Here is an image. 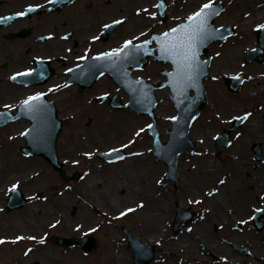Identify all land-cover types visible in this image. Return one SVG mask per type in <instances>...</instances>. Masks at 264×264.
Segmentation results:
<instances>
[{
    "label": "rangeland",
    "instance_id": "obj_1",
    "mask_svg": "<svg viewBox=\"0 0 264 264\" xmlns=\"http://www.w3.org/2000/svg\"><path fill=\"white\" fill-rule=\"evenodd\" d=\"M207 0H177L176 7L171 8V11L169 12V20L165 25H162L158 20H151L149 21L150 26L154 30H158L162 26H168L169 24H174L180 19L179 17H186L191 11L195 10L197 8V5L199 3L205 2ZM225 3H228L229 5H232L234 9H236V15L231 16L229 15V9L232 7H229L227 11H225L219 18H217L216 22L219 25H226L228 23H236L234 24L236 26V33L237 36L231 40H234L233 44L230 41L227 43H223V45H220V43H216L219 45H215L211 47V50L215 55V59L213 61V66L216 63H220L222 66L218 68V71L222 72L218 75L212 74L211 77L215 76L217 79L213 80L211 77L208 81H206V87H207V100L208 104L205 106V108L201 111V114L199 118L196 120L194 125H198L200 121H204L206 125L207 134H209L208 138L205 139V141H200L198 138H196L194 135L190 132L191 139L196 143V151L193 154L186 155L183 157H180L179 161V171H180V181L179 184L175 187L171 185L169 182H167L164 179V173L162 174L161 167L164 168V172L166 171L165 165L162 164L160 161L155 160L151 153L148 154V164H145V171L149 173L150 179L154 183L158 184L160 191L157 193L155 192V195H159L164 192H169V195L171 193H180L182 200L178 203L169 200V198H165L166 206H170L165 212L168 217H165L163 219V227H162V235L166 238H164L168 244L170 245V248L172 250L174 244H178L176 240H178V236L180 234L184 235L190 228L191 231H195V225L197 220L200 218L201 213L206 208L205 200L208 198V195H206L207 192H209L211 189L219 188V185H214L211 182V177L205 174L204 177H202L203 183H195L192 182L191 172L194 171L197 168L198 160L201 157L202 153L205 151L204 148L210 149L212 151V155L216 158V161L219 165V173L224 176L228 177L230 176V169L226 167L228 164L229 156H228V147L221 153L217 154L216 148H215V141L214 137L222 132L224 128L228 125V119L232 117V115L241 114L245 111H259V103L262 99H264V93H261V91L264 90L263 87H260L259 84H256V88L258 91L253 92L251 90V82L246 83L243 85L241 90L237 94H233L228 91L227 87L224 85L222 76L225 71L223 70H229L232 69L236 71H241L244 75H251L252 71L251 65L256 64L254 66H259L257 69H260L264 73V65L261 66L258 63H246L244 62V57H240V46L237 47V42L241 41L244 44L249 43L254 39V31L253 28L255 25L251 24L250 26L244 23H240L235 19V16L240 20L245 16V13H251V8L254 10V7L261 6L264 4V0H224ZM141 5L142 3H138V5ZM183 8V9H182ZM133 8L130 7L127 9H124L123 12L127 13L126 11L131 12ZM259 20V19H258ZM246 22H249L246 20ZM243 28H246L243 30ZM249 32V36L246 37L247 33ZM244 35V36H243ZM243 36V37H242ZM237 49V64L232 66H224L223 64V58L225 53L228 52L229 49L233 48ZM246 51V50H245ZM244 51V53H245ZM219 53V55H217ZM239 53V54H238ZM253 66V65H252ZM163 68L162 65L157 64L153 61H150L148 66L145 68V71L143 72H137L136 75L141 74L150 80L160 81L162 80L161 77V69ZM243 68L245 70L243 71ZM248 68L247 72L246 69ZM211 71H213V68H211ZM235 71V72H236ZM261 76V74H260ZM224 77V76H223ZM263 78V77H260ZM108 81L103 85H97L93 87L91 90L87 91L88 93L80 94L77 93L78 96H68L67 98H60V101L58 100L59 104V112L61 117H66V115H71L70 118H72L71 121L65 120V126L63 128V133L61 132L59 139H58V149H59V157L62 160H66V169H70V174L74 172H78L79 174H82L84 176L85 172L87 170L93 171L91 167L95 165L96 168H94L97 171L98 174V180H102V186L105 187L107 183V180L109 179L111 167L109 168L106 166V164H101L97 157L93 155L91 159L88 157L83 156V152H85L88 149H84L82 151L81 149L74 147V143H76L78 138L74 137L73 132L76 131L78 128L80 129V132L83 133V136H87L89 138L93 137V135H96L97 137L101 138L99 139L101 141L102 147L112 146V145H118L121 142L126 141L129 137H131L133 130L136 126L143 127L145 121H149L148 117H142L141 115L138 116V120L136 124L132 125L128 131V133L123 136L119 132H117V129L121 128L120 122L117 121L118 117H120V113L126 112V113H134L129 108L126 109H120V110H113L108 104L105 105V103H99L97 102L95 95L108 92L111 88L114 89V93H119L125 100L127 99V96L123 91H119L118 88L115 86L113 82L110 81V79H107ZM264 82V80H261ZM168 91V89L166 90ZM264 92V91H263ZM169 94V91H168ZM81 95H86L85 97H81ZM169 97V96H168ZM169 101V98H168ZM104 104V105H102ZM164 104V98L160 97V106ZM107 106V107H105ZM85 108H89V111L84 110ZM104 109L107 114V124L104 126V121L98 122V116L100 115V110ZM220 113V116L217 117V113ZM74 113V114H72ZM122 113V114H124ZM173 113V114H172ZM176 111L172 105V103L169 101V110L167 109L164 115L158 117V124L159 129L162 132V138L163 140H166L168 138L167 130L171 128V121L166 119L167 116L175 115ZM137 114V113H134ZM143 118V119H142ZM65 119V118H64ZM20 129L17 128V130ZM1 131V130H0ZM15 131V130H11ZM79 134V133H78ZM82 136V137H83ZM123 136V137H121ZM138 139V144H141L140 150H148L146 147H151V138L146 134L142 133L140 137H136ZM234 138V134L232 135V140ZM81 139V137H80ZM22 139L19 138L18 140H8L7 136L2 134L0 132V237H5L8 239L9 242L0 244V264H18L20 261H24L26 259H30L33 255L37 256L38 254V248L41 250L44 246L46 249H50L53 253L54 260H64V264H73V258L75 256L72 255L76 250L80 253L79 260L76 262V264H101L102 261L104 262L108 258V254L110 249H113V242L111 241V233L113 232L116 235V239L118 240V244L123 245L125 247V251L131 253L127 249V242L125 240V235L122 231V226L128 227L134 235H137L139 233L140 224L139 221L136 220V216L134 214H130L128 216L120 217V218H112L109 217V215L116 214L121 207L125 205H131L132 203H135L134 201L140 200L144 201L146 203H149V198L142 196L137 191H132L131 193L125 194L123 192H114L111 191L105 192L103 194L102 199H108V204H103L104 202L101 201L97 190H92L89 192H85V198L90 199L91 201L96 200V203L94 205L90 204L89 206L86 205L87 200L82 197V200H79L83 206L87 207L91 214L93 215L94 219L90 222L86 223L84 220L77 221L78 224L82 222L83 224V230L75 229V227H71L69 229L70 232H67V229L63 228V221L62 218L58 216V219L60 220V223L55 224V227H49L50 221L49 218L46 219V221H43L40 216H34V215H28L26 207L30 204L37 208H42L43 206L49 205L54 206V208L60 210V204L58 203V200L62 194L71 193L75 198H77V195H82L81 189L84 187L87 181V178H82L79 180H64L59 175L57 177L53 174H51L49 171L51 170L49 166L44 165L45 161H42L38 157H30L26 158L22 155H19L17 153V150L15 147L21 145ZM255 143H260L261 149H262V156L264 157V147L262 142H253L249 144L248 153L249 156L243 155L241 153V156L245 158H251V164L250 167L252 170L257 171L260 167L264 166V160H259L256 158L254 152H253V145ZM94 144H90V150L93 148ZM67 147V148H66ZM74 147V148H72ZM76 150H79L80 153L76 154ZM131 151H134V147L131 149ZM201 153V155H200ZM26 158V159H25ZM31 158H34V162H37V165H32V163L29 162ZM22 159H25L24 161ZM37 159L39 161H37ZM76 159L79 161V163L73 164L69 163L71 160ZM248 159V160H249ZM20 160V161H19ZM22 162H26V167H23L21 165ZM15 162V164H13ZM153 162V163H152ZM13 164V165H12ZM138 164V163H137ZM11 166V167H10ZM135 161L131 160L128 162V164H123V168L127 170H136L135 167ZM156 167H159L160 170L156 172H152ZM188 168V170L186 169ZM19 169V174L17 175V170ZM120 168H116V172L120 173L122 176L123 170ZM114 170V171H115ZM35 171L40 172V176L34 177L32 174H34ZM197 175V174H196ZM245 180L251 177V172H243ZM20 180L19 187L22 189L25 194L29 196L28 203L21 209L15 210L12 212H7L5 210V204L8 197V190L11 189V185L15 183V179ZM32 177L30 178L31 181L25 180L23 178ZM47 177V181L45 183L41 180L42 178ZM35 178V179H33ZM22 179V180H21ZM263 180V179H262ZM157 181H160V183H157ZM187 181L190 182L188 185ZM34 182V183H31ZM43 182V183H42ZM196 185L197 187L201 188V191H205V193H198L196 196H190V198H186L184 196V192L188 193L190 192L189 188L195 189ZM111 186V184H110ZM83 188V189H84ZM208 188V189H206ZM156 191V190H155ZM101 192V191H100ZM102 193V192H101ZM112 193V194H111ZM260 193V192H259ZM263 193V192H262ZM117 195L121 198L119 201L120 204L116 205V208L112 211L110 210L109 203L112 202L113 199H115L114 195ZM204 194V195H203ZM127 195V196H124ZM194 195V194H193ZM204 197V199L201 200V203H198V206L195 205V203H190L191 200L200 198V196ZM39 197V198H37ZM135 197V198H133ZM261 197V195L259 196ZM131 198V199H130ZM172 199V196H170ZM115 200H113L114 202ZM228 201V199H227ZM225 201L226 211L230 213V210L233 208V204H229V202ZM170 202V203H169ZM262 201L254 202V205L259 206ZM176 204L180 205L181 207L187 208L190 206L193 210L197 211L196 220L194 222L185 225L179 232V234H173L171 227L173 223V219L175 216V210H176ZM56 205V206H55ZM253 205V206H254ZM119 206V207H118ZM78 206L73 207L70 210V214L72 217L76 214H78L79 210L77 209ZM118 207V208H117ZM103 210V212H102ZM104 211H110L105 213ZM250 211L246 214L248 215ZM30 214V213H29ZM245 215V216H246ZM241 216V215H240ZM29 217V218H26ZM57 217V216H56ZM75 218L77 216H74ZM17 220L21 222L22 229H19L20 231H23L24 233L28 234V236H35V237H45L44 243H36V240H22L17 243H11V239L9 238L14 234L13 237L20 235L23 236V234L19 231H10L8 230L10 227L7 225V223H11V221ZM236 222H234V225ZM221 225L219 223L213 224L212 230L217 231L219 229L218 226ZM233 225V226H234ZM251 228L252 225L248 224ZM98 226V227H97ZM216 226V227H215ZM247 226V227H249ZM96 228L97 230L94 232H89L88 229ZM85 230V231H84ZM189 231V232H191ZM251 231H256V234L260 237V243L262 248H264L263 241H264V229L260 232H257L254 228L251 229ZM255 233V232H254ZM12 234V235H11ZM261 234V235H260ZM81 236V235H93L98 240V246L96 249H94L92 252L86 254L83 249L80 246H70V247H64L61 245H57L52 241V237L54 236ZM123 237V239H122ZM140 238V237H139ZM141 239V238H140ZM144 237H142V241L149 242ZM230 242V247L236 250V246L239 248L244 247L245 245L239 244L238 242L235 243L233 239ZM174 243V244H173ZM118 244H115V250H117ZM175 244V245H176ZM157 247H161L160 244H156ZM249 248V247H248ZM27 249H31L30 252H28L27 255H25V252ZM250 250V249H249ZM182 252L183 249H180ZM238 251V250H237ZM239 252V251H238ZM176 254L171 255V260L175 262H185L187 260V256L183 257L178 252H175ZM242 255L245 253L240 252ZM199 254V255H198ZM189 256V254L187 253ZM197 261L202 260L203 258H206L208 256L210 260H216L217 254H215L210 249H207V246L204 242H200L199 244V250L196 253ZM131 259L129 257L128 264H134V258L132 253L130 254ZM248 256V254L246 255ZM70 257V259H69ZM107 261V260H106ZM156 262L158 261V257H156ZM154 261V262H155ZM155 262V263H156ZM152 263V264H155ZM191 262H189L190 264ZM239 264H243L244 262H238ZM247 263V262H246ZM158 264V262L156 263Z\"/></svg>",
    "mask_w": 264,
    "mask_h": 264
},
{
    "label": "bare ground",
    "instance_id": "obj_2",
    "mask_svg": "<svg viewBox=\"0 0 264 264\" xmlns=\"http://www.w3.org/2000/svg\"><path fill=\"white\" fill-rule=\"evenodd\" d=\"M143 0H129L122 2L123 7H127L132 2H140ZM264 10V7L261 9V12ZM260 10H253L252 13V19L256 18V12ZM264 15L260 17L262 19ZM86 18V22L91 20L92 18ZM145 22V19L143 17H135L131 18L129 23L125 28L129 29L133 26L137 25V23ZM254 24V22H250V24ZM89 25V23H85L84 27ZM256 44V40L250 41V43H246V45H237V47L240 46V55L243 53L244 46L246 47H253ZM237 49L233 48L229 49L227 53H225L223 58V64L224 66H232L237 64ZM239 54V53H238ZM222 66L219 62L216 63L213 66V73L217 75V73H221L218 71V68ZM252 74L256 75L260 70L256 69L254 66H251ZM232 70V69H229ZM226 71V70H223ZM99 84H104L107 80L106 78H101L99 80ZM256 84H259L260 87L264 88V82H262L259 78H255L251 81V90L253 92L258 91L256 88ZM264 91V90H263ZM261 91V93H264ZM159 96L164 97L165 101L167 98V92L162 91L158 93ZM259 111L254 115V117H250V120L248 123L241 129V136L239 138H235L234 142H232L231 146L228 149V164L226 167L230 169V176L224 177L222 173H219V165L216 161V158L212 155V151L210 149H205L204 152L200 153L201 157L198 160V165L196 170L190 171L192 182L195 183H203L202 177L208 175L211 177V182L216 185L219 183L218 181L223 180L224 183L221 184L219 187V191H217L214 195L211 197H208L207 199L203 200L206 203V208L201 213V220L197 222L195 225V231L184 234L180 238L181 245H186L188 250L185 252L189 254L188 258L190 260L195 261L196 258V251H197V245L200 241H203L207 244V247L213 250L216 253H219L220 261L219 264H229V262L232 259L236 260H243L242 257L236 256L234 251L231 249V247L223 242L221 240L222 236H238L230 227V224L232 223L231 215L228 214L226 211L225 201H228L229 204H233V211H236V214L244 213L248 210L249 206L254 204V202L259 201V196H264V166L260 167L257 171L252 170L250 167V164L252 163L251 158L248 160L247 158L241 156V153L243 155L249 156L248 153V147L249 144L253 142H262L264 147V99L261 100L259 103ZM169 109V104L166 101L161 107H158L157 113L158 115H164L166 110ZM87 111V108H85ZM100 116H98V122L104 121V126L107 124V114L102 109L100 110ZM121 116L118 117L117 121L120 122L121 128L117 129V132H119L121 135L125 136L130 127L137 122L132 116H128L126 114H120ZM147 122H145L146 124ZM137 128V126L135 127ZM81 128H78L76 131L73 132L74 137L78 138L77 142L74 143L75 149L79 147L82 151L84 149H88L86 151H93L99 148V150H106V148L101 147V141L99 137L96 135H93V137L89 138L87 136H83L80 132ZM206 125L205 122L201 121L198 125H195L192 128L191 134L194 135L196 138H198L200 141H205L206 138H208L209 134L206 133ZM79 133V134H78ZM83 136V137H82ZM121 136V137H123ZM81 137V139H80ZM93 148L90 150V144H94ZM119 145V144H118ZM115 145V146H118ZM72 147V148H74ZM67 148V147H66ZM80 151L76 150V154H79ZM251 160V161H250ZM72 161V160H71ZM131 161V160H130ZM135 164H136V170H127L124 169L122 166L123 164H128L129 160L126 159L123 163H118L115 165H109V168L111 167V172L109 179L107 180V183L105 187H103L102 180H98V174L97 172H91L88 173V178L85 184V188L81 189L83 191L82 195H77V198H75L71 193H64L60 196L58 200V203L60 204V210L56 211L54 206H43L42 208H37L33 205H28L26 207L28 215H36L40 216L43 221H46V219L49 218L50 224H56L55 222L58 219V216L62 218L63 221V228L67 229V232H70L69 229L73 226L75 229H77V221L84 220L86 223L90 222L94 219L93 215L91 214L90 210L83 206L79 202V200H82V197L86 199L84 196L86 195L85 192H89L92 190H97V193L101 199L103 204H108V199H102L103 194L105 192L111 191L112 193H116L118 191L123 192L125 194L131 193L132 191H137L142 196L147 197L150 199V203L148 205H145L139 212L138 210L134 211V215L137 217V220L139 221L140 228L139 233L142 237H144L146 240L149 241H155L159 240L162 241V227H163V219L165 217H168V215L165 214L167 209L170 207L166 206V203L164 201L165 198H169V200L173 201H181L180 194L172 193V199L170 198L169 193H162L160 196H155V192L157 193L160 191L158 184L154 183L153 185L149 173L145 171V164L148 161L147 154L142 156H136L134 158ZM70 163V162H69ZM138 163V164H137ZM23 167H26V162L22 164ZM11 167V166H10ZM96 168L95 165L91 167V169ZM116 168L124 169L122 176L120 173L116 172ZM162 169V167H161ZM188 170V168H186ZM115 170V171H114ZM160 170L159 167H156L154 169V172ZM251 172V177L245 180L243 172ZM197 174V175H196ZM225 179V180H224ZM263 179V180H262ZM45 183L46 179L41 180ZM199 181V182H198ZM42 182V183H43ZM111 184V186H110ZM188 185L190 182L187 181ZM196 185L195 189L189 188L190 192L188 193L189 196H196L198 193H205V191H201L200 185L197 187ZM208 189V188H206ZM156 190V191H155ZM85 191V192H84ZM102 193H101V192ZM260 192V193H259ZM263 192V193H262ZM111 193V194H112ZM153 193V194H152ZM194 194V195H193ZM1 195V192H0ZM127 196V195H124ZM115 200L113 202L110 201L109 207L110 210H113L116 208V205L120 204L121 198L118 197L116 194L114 195ZM201 197V196H200ZM135 198V197H133ZM131 199V198H130ZM86 205L89 206L90 204L94 205L96 203V200L91 201L90 199H86ZM118 203V204H117ZM170 203V202H169ZM56 206V205H55ZM77 207L79 210L78 214L74 215L77 216L76 218L70 214V210L73 207ZM119 207V206H118ZM117 207V208H118ZM126 207H132V205H125L121 207V210H123ZM30 213V214H29ZM57 216V217H56ZM29 218V217H26ZM60 221V220H59ZM219 223L221 225H224V228L218 233L214 230H212V225L215 223ZM10 224V225H9ZM49 224V225H50ZM9 225V231L12 233V231H16L19 229H22L21 222L17 220L11 221V223H7ZM80 225L83 226L82 222ZM84 227V226H83ZM83 227L80 228V230H83ZM20 231V230H19ZM85 231V230H84ZM23 236L28 237V234L24 233L23 231H20ZM12 235V234H11ZM14 234L10 236L9 238H13ZM240 238H245L243 235H239ZM248 242L252 244L254 248V256H260L262 258V262H258L256 259L254 260V264H264V251L262 250L260 243L253 240V234L249 233L247 234ZM28 240V239H26ZM39 242V237L36 240ZM111 241L113 242V249H110L108 258L101 264H128L129 257H127V252L123 249V246L118 244V240L116 239V235L112 232L111 233ZM115 244H118L119 247H117V250H115ZM176 250L180 251V248L176 247ZM38 254L37 256L33 255L30 259H26L24 261H20L18 264H64V260L56 261L54 260L53 253L50 249H46L45 246L39 250L38 248ZM73 256V264H76V262L79 260L80 253L76 250L74 253H72ZM221 257H226L227 259H221ZM70 259V257H69ZM71 260V259H70ZM248 261V257L246 258ZM161 264H175L173 261H171L170 257H166L164 263Z\"/></svg>",
    "mask_w": 264,
    "mask_h": 264
},
{
    "label": "flooded vegetation",
    "instance_id": "obj_3",
    "mask_svg": "<svg viewBox=\"0 0 264 264\" xmlns=\"http://www.w3.org/2000/svg\"><path fill=\"white\" fill-rule=\"evenodd\" d=\"M129 1V0H128ZM123 0H0V112L4 105H12L10 116H17L20 102L37 92L47 93L49 100L57 98L58 91L49 92L53 85L63 86L68 78V69L78 67L100 52L121 47L125 40L138 36L144 28L138 25L125 28L127 24L113 25L112 19L130 18L124 14ZM40 3L44 7L18 17L15 13L25 11L27 5ZM135 9L137 2L127 6ZM92 18L86 22V18ZM85 23H89L84 27ZM49 34L52 38L49 39ZM67 35L68 39H62ZM96 35L98 39L92 40ZM71 49V51H69ZM87 56L88 59H78ZM28 68L37 69L32 76L9 77ZM50 76L43 83L44 74ZM69 87V86H67ZM14 122H28L19 117Z\"/></svg>",
    "mask_w": 264,
    "mask_h": 264
},
{
    "label": "snow or ice",
    "instance_id": "obj_4",
    "mask_svg": "<svg viewBox=\"0 0 264 264\" xmlns=\"http://www.w3.org/2000/svg\"><path fill=\"white\" fill-rule=\"evenodd\" d=\"M48 3H54L55 0H47ZM44 7V5L40 3L29 4L25 11H20L15 13V16L22 17L27 13L34 12L37 9ZM155 11H149L147 7H138L136 8V15L140 16L141 13L145 14L147 17L155 19L157 15L163 16L164 9L166 8V0H155V3L151 5ZM222 9H218L214 3V0H207V2L200 4L195 10L191 11L186 17L179 20L174 26H169L166 30H163L159 33L148 34L147 32H140L138 36H133L131 39L125 40L123 45L118 48L111 49L107 52H100L92 59L95 60H105L111 61L112 64H116V61L119 60L121 63L127 64H139L138 54H150L153 52V48L150 45L155 44V50L159 52V59L164 61H169L171 65V71L164 72L163 75L166 77V84L170 86L173 93V99L176 96L182 97L185 100H194V97L189 96V89H199L200 87V77L204 74V65L207 64V61H202L200 59V49L205 46L209 41H212L215 38L219 39H227V37L221 32V29L224 28L223 25L220 28H216L214 24L211 22L213 18L219 15V12ZM245 15H249V13H245ZM12 17H0V20L11 19ZM126 17H120L119 19H112L111 24L105 23L102 25L104 29H108L113 25H121L126 20ZM256 30H264V23H258L256 25ZM232 33H228L231 35ZM146 37L141 40L140 37ZM49 39L52 38V34H49ZM67 35L63 36L62 39H68ZM98 37L96 35L92 36V40H96ZM133 41H138V43H133ZM71 51V49H69ZM219 55V53H217ZM78 59L84 60L88 59L87 56H80ZM69 72L72 69H68ZM37 72V69L28 68L23 72L13 73L9 79L15 81L18 76H32ZM42 75V70L39 73ZM127 75V72L124 73ZM213 80L217 79V77H211ZM234 79L240 80L243 83V78L240 73H237ZM251 79V77H248ZM132 84L139 85V88H133ZM165 85L162 84L161 87ZM60 85H53L52 88H49L48 91H58L60 89ZM67 87V85H64ZM129 91L139 92L140 93V101L143 102L148 100V92L145 91V88L150 90V86L144 84L143 78H139L135 81H131L128 85ZM47 93L45 92H37L33 95L27 96L20 102L19 107L24 109L25 111L32 113L35 117L36 115H43L45 111V106L43 103V97H45ZM103 96L106 98L108 93H104ZM135 99V97H133ZM150 102V101H149ZM13 106L5 104L4 109L6 112H0V117L6 116L7 112L11 110ZM179 107V104L177 105ZM220 116V113H217V117ZM252 116L251 112L245 111L242 115L232 116V120L240 121L244 123ZM166 119L178 124L181 120V117L178 115H170L167 116ZM186 120H195V116H187ZM154 127L153 123H148L143 127H140L133 132L134 137H140L142 133L147 131H151ZM33 132L38 131L35 127L32 129ZM21 135H29V131L25 130ZM237 138L241 136L240 132L236 133ZM215 138V137H214ZM136 143V140L133 138H129L127 143L121 142L118 147L113 146L108 149V152L100 153L99 148L93 151H85L83 152L84 157H88L91 159L93 155L102 154V155H113L115 154V159L122 160L124 157L120 155V153L129 148L130 145ZM158 143V141H156ZM231 143V141H229ZM152 149H149L151 151ZM129 155L132 156H140L142 153L139 152H129ZM71 163L76 164L79 163L78 160L73 159ZM220 184H223L224 181H218ZM160 183V181H157ZM18 189V183H14L11 185V191L15 192ZM219 189L213 188L209 192L206 193L208 196L214 195ZM39 198V197H37ZM261 201H264V196L259 197ZM190 203H201L200 200L193 199ZM143 201L136 205V208H143ZM136 208L126 207L123 210L119 211V217L126 216L130 212H134ZM250 212L252 214H264V208L260 206H252L250 208ZM253 215L249 216V219H252ZM56 224L60 223L59 220L55 222ZM239 223H247L245 220L239 221ZM49 227H55V224H50ZM77 229L83 227L80 224H77ZM98 227V226H97ZM223 227V225H220ZM96 228L90 227L88 229L89 232L96 231ZM188 231H191L189 228ZM24 239L28 240H37L35 236H20L17 235L11 239V243H17ZM45 237H39V243H44ZM9 242L7 238L0 237V244ZM31 249H27L25 255L30 252ZM221 259L226 260V257H221Z\"/></svg>",
    "mask_w": 264,
    "mask_h": 264
},
{
    "label": "water",
    "instance_id": "obj_5",
    "mask_svg": "<svg viewBox=\"0 0 264 264\" xmlns=\"http://www.w3.org/2000/svg\"><path fill=\"white\" fill-rule=\"evenodd\" d=\"M262 46V44L260 45ZM204 47V46H203ZM261 51V50H260ZM259 51V52H260ZM257 53H255V57H257ZM207 74V65H204V74L200 77V87L199 89H195L196 94L190 97H194V100H186L185 102L179 103V109H180V117L181 120L178 124L175 123V129L171 132V142H170V164L171 169L176 173V165H177V157L180 152H187L192 151L194 149V145L190 142L188 139V130L191 122L193 120H186L185 117L187 116H196L198 113V109L203 106L204 104V87L202 85V80L204 76ZM61 122H59V127L54 129L50 134V139H52V143H50L49 148H43L40 144L37 146H33L34 150L33 152H36L37 154H44L46 155L51 162L54 163V165L62 171V164L58 162L57 153H56V147L55 142L57 139L58 132L60 130ZM155 126V124H154ZM232 130H229L223 134L222 137H219V145L221 146L220 149L225 146L230 138V132ZM46 136L42 135L40 139H45ZM31 144V143H30ZM156 145H159V143H156ZM258 147V146H257ZM39 149V150H38ZM37 150V151H35ZM257 153H260L259 147L256 149ZM63 172V171H62ZM177 178V175H176ZM26 198L23 197V195L20 193V191L13 192L11 194V197L9 199L10 204L9 208H16L22 206L26 202ZM262 214L257 215V220ZM81 239H58L57 242H64L67 244H72L76 242H80ZM95 246V240L89 239V242L87 245H85L86 250H90Z\"/></svg>",
    "mask_w": 264,
    "mask_h": 264
}]
</instances>
